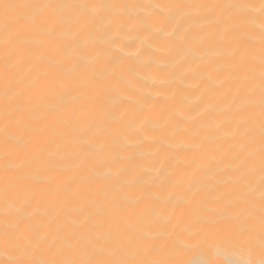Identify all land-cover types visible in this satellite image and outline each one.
Segmentation results:
<instances>
[{
	"label": "bare ground",
	"instance_id": "bare-ground-1",
	"mask_svg": "<svg viewBox=\"0 0 264 264\" xmlns=\"http://www.w3.org/2000/svg\"><path fill=\"white\" fill-rule=\"evenodd\" d=\"M0 264H264V0H0Z\"/></svg>",
	"mask_w": 264,
	"mask_h": 264
}]
</instances>
